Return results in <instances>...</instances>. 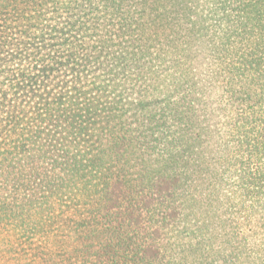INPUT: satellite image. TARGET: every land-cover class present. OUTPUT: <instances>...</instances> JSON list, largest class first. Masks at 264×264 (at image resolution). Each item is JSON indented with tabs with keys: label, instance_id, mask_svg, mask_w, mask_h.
Instances as JSON below:
<instances>
[{
	"label": "trees",
	"instance_id": "obj_1",
	"mask_svg": "<svg viewBox=\"0 0 264 264\" xmlns=\"http://www.w3.org/2000/svg\"><path fill=\"white\" fill-rule=\"evenodd\" d=\"M196 2L0 0V61L15 65L0 70V138L18 137L17 156L25 127L61 121L65 156L51 196L11 197L8 209L0 201V255L10 264H35L28 250L39 264H231L230 249L210 244L203 256L193 241L209 222L210 211L200 220L202 185L218 179L206 161L217 144L208 142L210 91L190 43H205ZM10 13L20 44L7 33ZM60 16L66 22L50 27ZM110 29L118 42H108ZM12 154L0 151V197L10 177L25 180ZM253 180L264 184V169Z\"/></svg>",
	"mask_w": 264,
	"mask_h": 264
},
{
	"label": "rangeland",
	"instance_id": "obj_2",
	"mask_svg": "<svg viewBox=\"0 0 264 264\" xmlns=\"http://www.w3.org/2000/svg\"><path fill=\"white\" fill-rule=\"evenodd\" d=\"M240 2L249 5V13L243 12ZM196 3L205 43L193 40L190 43L194 45V51L198 48L197 71L210 91L207 93L206 120L211 138L214 136L215 140L209 138L208 142L217 141V144L205 150L211 153L206 161L209 169H213L212 164L218 169V179L213 184L208 180L202 185L200 220L202 222L210 211L209 222L208 225L203 222L205 232L193 241L202 243L203 256L206 246L223 245L233 252L231 264H264V184L253 180L264 169V0H198ZM9 15L8 23L17 13ZM65 22L60 16L49 25L57 23L61 26ZM22 30L10 23L9 39L22 43L24 39L17 38ZM109 32L112 34H108V42H118L114 39V29ZM99 39L100 35L90 45L99 47ZM10 63L0 61V70L8 71L10 67L5 65ZM5 74L3 81L11 75ZM208 83L213 87L210 88ZM60 123L54 121L43 127H25L29 130H25L23 138H29V141L17 156H14L12 141L18 137L0 138V151L13 153L16 171H22L25 179L20 182L10 177L7 189L0 197L6 209L13 206L11 197L23 205L28 199L34 201L51 196L53 188L60 184L65 163V156L59 150L64 139L63 127H56ZM242 132L249 133L247 141L240 140ZM258 135L262 139V149L255 146ZM39 150L41 154L37 153ZM214 173L217 171H209L206 176L213 177ZM241 177L246 179L245 183L240 181ZM226 235L232 247L226 245ZM1 237L6 234L2 233ZM9 238L10 235L6 241ZM25 252L36 259L35 264L42 260L35 250ZM6 257V253L0 255V264H10Z\"/></svg>",
	"mask_w": 264,
	"mask_h": 264
},
{
	"label": "clouds",
	"instance_id": "obj_3",
	"mask_svg": "<svg viewBox=\"0 0 264 264\" xmlns=\"http://www.w3.org/2000/svg\"><path fill=\"white\" fill-rule=\"evenodd\" d=\"M9 52H11V53H15L16 52V49H15V47H12V48H10L9 49ZM8 53H5V55H7ZM5 67H12L13 68V70H15V65L13 64V65H5ZM5 75H7V73L5 74Z\"/></svg>",
	"mask_w": 264,
	"mask_h": 264
}]
</instances>
